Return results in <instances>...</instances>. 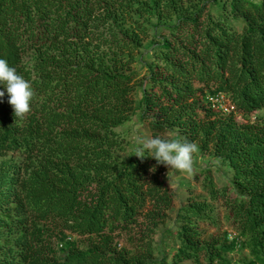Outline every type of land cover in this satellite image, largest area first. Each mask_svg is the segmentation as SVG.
<instances>
[{
  "label": "trees",
  "instance_id": "1",
  "mask_svg": "<svg viewBox=\"0 0 264 264\" xmlns=\"http://www.w3.org/2000/svg\"><path fill=\"white\" fill-rule=\"evenodd\" d=\"M0 58L34 93L22 119L0 102V264H264V0H0ZM131 124L196 143L229 185L196 166L208 196L172 217L161 164L119 130ZM219 196L239 243L202 237Z\"/></svg>",
  "mask_w": 264,
  "mask_h": 264
},
{
  "label": "rangeland",
  "instance_id": "2",
  "mask_svg": "<svg viewBox=\"0 0 264 264\" xmlns=\"http://www.w3.org/2000/svg\"><path fill=\"white\" fill-rule=\"evenodd\" d=\"M143 23L144 18H141ZM156 22L155 18H151L148 22L144 23V25L149 26L150 24H154ZM150 44V41L148 39L143 40V46L142 48H147ZM133 69L136 70L137 65H132ZM144 70L141 71L143 73ZM238 119L240 117L238 116ZM122 136L125 138V140H131L134 137L133 132V125L131 124L128 126L126 130H123L122 128H119ZM143 137H150L147 132L143 131ZM2 158H10L9 155L6 156H0V159ZM192 169L190 172H183L171 168H167L165 165L161 164V170H160V176L165 178V180L168 182L169 187L171 190L174 191L176 200L174 203L173 209L170 211L171 216H174V213L176 212L177 208L180 205H183L188 201V198H193V196L198 195H204L208 196L205 189L201 186V178L202 175H197V179L194 177V170L196 166H200L202 163L211 162L212 165H216L214 168H212V176L214 182L217 184L218 188H222L223 186L229 185V179L231 178V171L225 166V165H219L218 159L215 157L205 154L204 157H201L198 153V149L196 152L192 154ZM230 189V188H229ZM228 192V191H227ZM229 195L231 196V191L229 192ZM207 202H211L213 205V214L217 217V223H211V222H202L200 224V228L203 229V238H222L224 236L225 230H231V221L227 219V203L224 199V197H217L214 200L209 201L206 199ZM74 239H78L76 236H73ZM126 236L122 235L119 237L120 244L124 243ZM153 239L152 244L155 245L157 243L156 240ZM85 240V239H84ZM80 240L78 241L79 245L84 246L85 241ZM57 246H59V243H56ZM136 251L139 255H143L146 253V246H140L136 248ZM248 250L242 249L240 251H235L228 255L229 258L235 259L237 261H243L248 258Z\"/></svg>",
  "mask_w": 264,
  "mask_h": 264
},
{
  "label": "clouds",
  "instance_id": "3",
  "mask_svg": "<svg viewBox=\"0 0 264 264\" xmlns=\"http://www.w3.org/2000/svg\"><path fill=\"white\" fill-rule=\"evenodd\" d=\"M7 94V103L11 106L13 115L22 119L30 111V101L34 95L31 84L16 69L0 58V102ZM134 127L138 128L136 124ZM137 145L134 154L143 158L150 156L156 164H163L168 169L190 172L192 169V154L197 151L198 145L194 142L177 139H168L161 136L133 137ZM151 171L155 170L153 166Z\"/></svg>",
  "mask_w": 264,
  "mask_h": 264
},
{
  "label": "built area",
  "instance_id": "4",
  "mask_svg": "<svg viewBox=\"0 0 264 264\" xmlns=\"http://www.w3.org/2000/svg\"><path fill=\"white\" fill-rule=\"evenodd\" d=\"M207 101L213 109H217L222 113H228L231 110V102L229 97L221 91H215L208 94ZM228 238L229 240H235L236 243L240 242V237L234 230H228Z\"/></svg>",
  "mask_w": 264,
  "mask_h": 264
}]
</instances>
